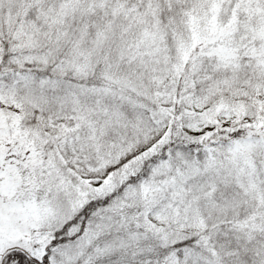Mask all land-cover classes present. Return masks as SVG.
<instances>
[{"label": "snow or ice", "instance_id": "6c2138e0", "mask_svg": "<svg viewBox=\"0 0 264 264\" xmlns=\"http://www.w3.org/2000/svg\"><path fill=\"white\" fill-rule=\"evenodd\" d=\"M0 264H264V0H0Z\"/></svg>", "mask_w": 264, "mask_h": 264}]
</instances>
